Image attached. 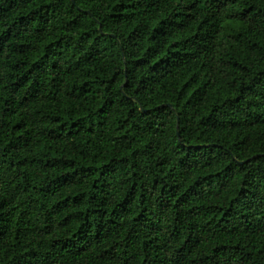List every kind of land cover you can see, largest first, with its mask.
<instances>
[{"label": "trees", "instance_id": "trees-1", "mask_svg": "<svg viewBox=\"0 0 264 264\" xmlns=\"http://www.w3.org/2000/svg\"><path fill=\"white\" fill-rule=\"evenodd\" d=\"M0 264H264V0H0Z\"/></svg>", "mask_w": 264, "mask_h": 264}]
</instances>
